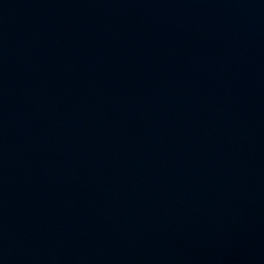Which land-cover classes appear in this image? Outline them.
Here are the masks:
<instances>
[{
  "label": "water",
  "instance_id": "1",
  "mask_svg": "<svg viewBox=\"0 0 264 264\" xmlns=\"http://www.w3.org/2000/svg\"><path fill=\"white\" fill-rule=\"evenodd\" d=\"M0 264H264V0H0Z\"/></svg>",
  "mask_w": 264,
  "mask_h": 264
}]
</instances>
